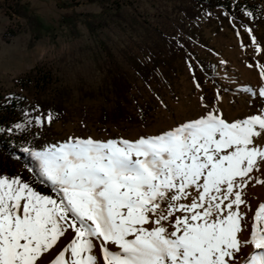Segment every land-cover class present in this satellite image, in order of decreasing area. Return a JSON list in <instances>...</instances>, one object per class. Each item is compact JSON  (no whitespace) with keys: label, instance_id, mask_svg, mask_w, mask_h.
<instances>
[{"label":"snow or ice","instance_id":"snow-or-ice-1","mask_svg":"<svg viewBox=\"0 0 264 264\" xmlns=\"http://www.w3.org/2000/svg\"><path fill=\"white\" fill-rule=\"evenodd\" d=\"M204 107L157 135L31 151L50 193L0 176V264H42L66 233L48 264H264V202L250 222L245 199L264 185V112L228 121Z\"/></svg>","mask_w":264,"mask_h":264},{"label":"rangeland","instance_id":"rangeland-1","mask_svg":"<svg viewBox=\"0 0 264 264\" xmlns=\"http://www.w3.org/2000/svg\"><path fill=\"white\" fill-rule=\"evenodd\" d=\"M117 10L123 15L120 24L112 23L92 34L83 23L84 14ZM156 29L197 32L200 39L190 46L195 52L193 59H199L204 72L180 52L173 70L168 69L167 75L159 72L146 84L124 63L132 74L126 105L130 119L102 123L103 111L111 109L113 102L85 94L95 92L101 83V42L123 59L124 53H145L144 45L153 42ZM38 65L51 69L57 84L68 91L67 116L55 121L46 133L49 145L69 138L135 140L157 135L199 117L206 111L204 106L216 109L228 121L264 112V98L258 95L259 86L264 84L260 76L264 23L237 24L219 11L211 18L192 21L183 17L178 0H0V84L33 100L34 95L15 80ZM263 189L262 184L246 189L249 221L252 211L264 202ZM73 235L61 237L42 264H48ZM95 251L100 258L98 248ZM244 251L247 254L249 249Z\"/></svg>","mask_w":264,"mask_h":264},{"label":"trees","instance_id":"trees-1","mask_svg":"<svg viewBox=\"0 0 264 264\" xmlns=\"http://www.w3.org/2000/svg\"><path fill=\"white\" fill-rule=\"evenodd\" d=\"M178 2L183 17L192 21H199L202 16L211 18L219 11L237 24L253 26L260 22L264 23V0H178ZM122 18L119 10L105 14L87 13L84 14L83 23L93 34L99 28L108 27L112 23L120 24L119 20ZM73 30L77 31V28L74 27ZM155 35L152 43L144 45L145 53H124L123 59H119L105 42H101L103 56L99 63L101 83L95 92L85 94L87 97H100L106 102H113L111 109L103 111L102 123L130 119L126 105L130 102L132 74L124 63L146 84L151 83L159 72L167 75L168 69L173 70L180 52L185 53L193 67L197 66L204 72V66L199 64V59H193L195 52L190 46L193 40L197 42L200 39L197 32L183 34L182 31L174 33L156 29ZM33 42L32 40L31 44ZM15 83L34 95V99L31 100L20 92L9 91L0 84V175L9 178L20 177L37 192L49 194L50 188L39 176L38 170H29L36 169L31 151H40L49 146V142L45 140L46 133L52 129L55 121L67 116L65 102L68 91L57 84L53 71L43 65H38L17 78ZM49 114L52 116L51 121L44 119ZM37 116L41 117L40 125L35 123ZM16 124H20L21 128H15ZM22 148H28L30 151L23 152Z\"/></svg>","mask_w":264,"mask_h":264},{"label":"bare ground","instance_id":"bare-ground-1","mask_svg":"<svg viewBox=\"0 0 264 264\" xmlns=\"http://www.w3.org/2000/svg\"><path fill=\"white\" fill-rule=\"evenodd\" d=\"M261 188H262V187H261ZM263 192H264V189H263ZM254 212H255V210L252 211V213L250 214V217H249L250 222H251V220H252V217H253V215H254ZM249 232H250V226H249ZM246 235H247V234H246ZM248 249H249V252L252 251V249H250V248H248Z\"/></svg>","mask_w":264,"mask_h":264}]
</instances>
